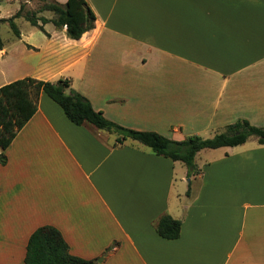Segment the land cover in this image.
<instances>
[{
  "label": "crops",
  "instance_id": "crops-1",
  "mask_svg": "<svg viewBox=\"0 0 264 264\" xmlns=\"http://www.w3.org/2000/svg\"><path fill=\"white\" fill-rule=\"evenodd\" d=\"M86 2L94 27L71 39L46 23L45 46L27 50L37 56L30 73L13 80L68 78L106 119L174 140L238 119L264 126V0ZM117 137L74 124L39 94L3 150L0 264H23L44 224L71 254L102 264H264V144L250 137L198 163L200 150L188 175L182 162L178 174L180 161ZM165 214L180 220L178 238L157 233Z\"/></svg>",
  "mask_w": 264,
  "mask_h": 264
},
{
  "label": "trees",
  "instance_id": "trees-1",
  "mask_svg": "<svg viewBox=\"0 0 264 264\" xmlns=\"http://www.w3.org/2000/svg\"><path fill=\"white\" fill-rule=\"evenodd\" d=\"M23 9L22 4L12 16L0 18V23L7 22L16 37L20 36V31L15 19L20 16L46 36H49L43 28L46 23H52L56 28L65 27L66 36L71 39H79L84 32L92 29L96 19L86 0H66L63 4L47 3L42 11H51V18L37 16L33 12L22 15ZM2 48L0 35V49ZM41 92L57 103L74 124L88 122L98 129L114 132L118 135V142L126 138L136 140L158 155L182 162L188 175L197 172L194 160L202 149L235 146L246 142L250 137H255L258 143L264 144V126L253 125L246 119L228 124L224 131L212 137L190 135L182 140L170 139L154 131L125 128L106 119L101 111H96L84 95L71 87L70 79L61 77L56 81H48L25 76L0 86V165L7 162L3 150L36 112ZM180 225V220L165 214L159 218L156 231L163 238L175 239L179 237ZM103 259L102 256L89 260L71 254L61 232L52 225L44 224L29 235L23 264H102Z\"/></svg>",
  "mask_w": 264,
  "mask_h": 264
},
{
  "label": "rangeland",
  "instance_id": "rangeland-1",
  "mask_svg": "<svg viewBox=\"0 0 264 264\" xmlns=\"http://www.w3.org/2000/svg\"><path fill=\"white\" fill-rule=\"evenodd\" d=\"M50 2L63 4V0H0V18L12 16L22 4L24 5L22 15L26 12H33L37 16L51 17L53 16L51 11H42V8ZM15 23L20 31L19 37L13 34L7 22L0 23V35L3 41V48L0 50H4L0 52V85L6 81H12L25 73H30L31 66L35 63V59L37 60V56L33 60L30 58V62L27 59L30 54L27 50H40L38 48H43L46 42L44 32L33 27L23 16L16 18ZM45 28L47 30L51 29L52 24L47 23ZM61 43V39L57 37L51 48H56ZM205 137L212 136L207 134ZM252 139H255V137H252ZM215 153V149L201 150L199 157L197 156L198 163L200 162V157L211 156ZM180 165L181 162H177L178 174L181 170Z\"/></svg>",
  "mask_w": 264,
  "mask_h": 264
}]
</instances>
